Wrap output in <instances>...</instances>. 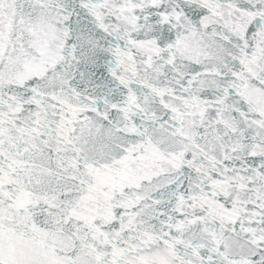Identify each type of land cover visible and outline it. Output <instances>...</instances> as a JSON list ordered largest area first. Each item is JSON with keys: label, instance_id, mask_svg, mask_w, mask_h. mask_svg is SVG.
Masks as SVG:
<instances>
[{"label": "snow or ice", "instance_id": "obj_1", "mask_svg": "<svg viewBox=\"0 0 264 264\" xmlns=\"http://www.w3.org/2000/svg\"><path fill=\"white\" fill-rule=\"evenodd\" d=\"M0 264H264V0H0Z\"/></svg>", "mask_w": 264, "mask_h": 264}]
</instances>
